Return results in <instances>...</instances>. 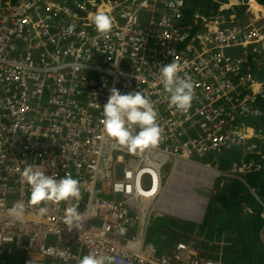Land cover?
<instances>
[{
  "label": "built area",
  "instance_id": "obj_1",
  "mask_svg": "<svg viewBox=\"0 0 264 264\" xmlns=\"http://www.w3.org/2000/svg\"><path fill=\"white\" fill-rule=\"evenodd\" d=\"M102 5L112 18L106 33L88 19ZM188 11L187 0H0V264H80L85 255L112 264H223L222 251L218 259L201 254L204 243L213 247L206 234L160 251L147 232L162 214L203 223L210 197L199 190L221 176L256 194L245 175L264 168L255 144H264V21ZM173 62L193 84L187 111L170 105L160 83V67ZM112 88L141 91L152 104L157 147L131 154L107 136ZM232 150L242 154L228 170L219 157L197 160ZM28 165L79 180L80 199L41 205V216L21 180ZM176 169L190 174L193 201L177 202L169 183ZM98 185L112 198L97 196ZM18 201L22 220L8 212ZM74 205L83 221L70 230L65 211Z\"/></svg>",
  "mask_w": 264,
  "mask_h": 264
},
{
  "label": "clouds",
  "instance_id": "obj_2",
  "mask_svg": "<svg viewBox=\"0 0 264 264\" xmlns=\"http://www.w3.org/2000/svg\"><path fill=\"white\" fill-rule=\"evenodd\" d=\"M233 5L234 3L229 7ZM239 5L249 4L240 1ZM249 10L252 8L249 7ZM88 19L100 33H106L112 28L110 10L106 6L102 5L94 13H90ZM159 71L160 83L170 94L168 97L170 105L177 110L187 111L194 99L193 84L178 75L179 66L175 62L160 67ZM103 117L102 123L107 136L131 154L143 153L155 148L161 141L162 129L156 122L157 113L141 91L122 94L119 89L112 88L108 101L103 106ZM135 126L139 127V131L134 134ZM20 175L22 182L30 189L29 204L40 206L38 212L41 216L48 212L47 207L41 205L80 199V182L70 175L58 178L55 172L47 175L46 171L36 170L31 165L26 166ZM119 188L120 185L117 184L116 189ZM8 212L14 219L22 220L26 212L25 204L18 201ZM82 221L83 217L78 212L77 206L66 209L65 224L70 230L77 228L76 226ZM204 247L208 248L205 243ZM203 252L205 251L202 249L201 254ZM80 264H112V257L85 255L80 260Z\"/></svg>",
  "mask_w": 264,
  "mask_h": 264
},
{
  "label": "trees",
  "instance_id": "obj_3",
  "mask_svg": "<svg viewBox=\"0 0 264 264\" xmlns=\"http://www.w3.org/2000/svg\"><path fill=\"white\" fill-rule=\"evenodd\" d=\"M228 1L229 0H187L189 3L188 14L191 16L195 13L196 7L194 5L199 3L206 7V10H201L205 16L212 14V16L216 17L218 14H222L229 18L234 15L235 19L245 24H248L251 18L264 21V0H251V8L253 10H249V5H239V0H230L229 3ZM221 2L227 4L221 5ZM233 3L234 5L229 7ZM212 6V11H210ZM200 25H197L195 29H200L202 27ZM250 57L251 61L255 60L252 55ZM259 74L263 76L261 72ZM259 104L264 107V98L260 99ZM261 124L264 127V119ZM256 143L259 147V141H255V144ZM225 152L229 155L223 158L224 162L222 167L228 169L231 160L238 159L242 152L237 150ZM256 157L260 158L257 154ZM260 159L259 163L261 162V165L264 166V159ZM245 179L255 190L256 194H254L242 180L232 179L229 185L227 184L219 194L214 195L215 202L218 204L215 210L216 214H214L213 220L210 218L206 220L205 218L202 224L204 227L202 232L196 229V227L186 226L181 223L176 224V226L184 230L186 234H192L196 231L198 234L203 233L206 234V236L207 232L212 234V232L215 233L216 230H218L219 234L217 238L220 239L222 238L221 232H223L224 229H230L232 223L233 226H236L237 230L240 231L238 233H243L242 239L237 238L236 240H241L244 243L243 250L240 252L236 251V253H234L236 255L232 256L233 261L240 262L241 264H264V240L261 238V232L264 233V168L250 171L245 175ZM180 199H182L181 195ZM223 211L224 213H222ZM201 214H203V211ZM222 216H224L225 219L221 221ZM217 220H220V222L214 223V221ZM170 232V235L173 236L175 240L172 241V244L169 246H164L162 250L168 249L171 245L176 244L182 239L177 232L173 230H170ZM208 237L211 238V236ZM205 246L209 247L208 243H205ZM213 256L216 259L219 257L216 253H214ZM224 256L225 253L222 254V260Z\"/></svg>",
  "mask_w": 264,
  "mask_h": 264
},
{
  "label": "rangeland",
  "instance_id": "obj_4",
  "mask_svg": "<svg viewBox=\"0 0 264 264\" xmlns=\"http://www.w3.org/2000/svg\"><path fill=\"white\" fill-rule=\"evenodd\" d=\"M239 1L243 2L244 0H239ZM245 3L249 4V7L251 8V6H252L251 0H249V2L246 1ZM190 5H194V4H190ZM256 141H259V147L258 148H259V155L261 157V155H264V144L260 140H256ZM257 146H258V144H257ZM228 155L229 154L226 152H224L220 155H218L216 153H209L207 156H205L203 158L197 157V160L207 162L209 164H213L214 158L219 157L221 160L225 156H228ZM169 167L170 166H168L166 168L167 173L169 171ZM180 180L187 182L188 179L186 180V178H180ZM228 181H229L228 178H226L225 176H221V177L217 178L215 185H214V188L212 190H210V191L199 190L200 193H204V194L210 196V202L208 204L204 220H205V218H206V220L208 218L213 220V216H214V214H216L215 210L218 207L217 202H215V198H214L215 196L214 195L219 194L223 190V188H225V184H227ZM96 195L100 196V197L109 198V199L112 198V196L107 195V194L102 192L100 185L97 186ZM179 196H180V194H179ZM222 213H224V211ZM263 216H264V213H263ZM224 219H225V217L222 216L221 221ZM217 222H220V220L214 221V223H217ZM179 223L186 225V226L196 227L201 232H202V230H204V227L202 226L203 223H197V222L192 221V220H183V219L178 218V217L176 218L175 216H172L170 214L156 215L152 218L150 227H149L148 232H147L148 240L153 241L159 247V250L161 251L164 246H168V245L172 244V241L175 240V238L170 235V233L167 231V229L171 225L176 226V224H179ZM238 232H240V231H238L236 226H233L232 223H231L230 229H224L223 232H221L222 238H220V239L217 238V235L219 234L218 230H216L215 233L212 232V234L207 232L206 238H208V236H211L210 240H213L212 241L213 247L209 246L210 248L204 249V250L211 252V253H215V252L219 253L221 251L224 252L225 256L223 257V260H222L224 264H241L240 262H234L232 259V256L236 255V254H234V253H236V251L240 252L244 248V243L241 240H239V241L236 240L237 238L242 239L243 233L241 234ZM179 236L181 238H183L182 235H179ZM164 244H166V245H164Z\"/></svg>",
  "mask_w": 264,
  "mask_h": 264
},
{
  "label": "crops",
  "instance_id": "obj_5",
  "mask_svg": "<svg viewBox=\"0 0 264 264\" xmlns=\"http://www.w3.org/2000/svg\"><path fill=\"white\" fill-rule=\"evenodd\" d=\"M222 4H224L225 5V3H222L221 2V5ZM195 7H196V11L195 12H197V13H199V14H203L202 12H201V10H206V7L205 6H202V5H200L199 3L197 4V5H194ZM212 8H213V6L211 7V10L210 11H212ZM253 10V9H252ZM212 16V14L211 15H208V16H206V18H209V17H211ZM199 17L197 16V18H195V20H197V21H199V22H203V20L201 19V18H199ZM237 151H239V150H237ZM223 162H224V159L222 160V164H221V168L222 169H225V168H223L222 167V165H223ZM231 165V164H230ZM230 167V166H229ZM178 175L179 174H177V175H175L174 177H173V179L174 180H176L177 178H179L180 179V177H178ZM188 179V180H187ZM186 180H187V183L188 182H191V178H190V176L189 177H186ZM217 180V179H216ZM231 180L229 179V181H228V183L227 184H229V182H230ZM182 182H184V181H182ZM227 184H225V187L227 186ZM190 185V184H189ZM176 195H172V197H175ZM210 197V196H209ZM182 201V199H180V196L178 195V197H177V202L178 203H180ZM201 201H203V200H201ZM202 211H203V208L202 207H200V204H198L197 205V209H196V212L195 213H193V215L194 216H198V217H201L202 216ZM192 215V216H193ZM187 216V215H186ZM176 217V216H175ZM177 218V217H176ZM181 219H183V218H181ZM184 220V219H183ZM186 220V219H185ZM170 230H173V231H175V232H177L179 235H182L183 236V238L182 239H180V240H187V238H188V236H187V234H186V232H184V230H182L181 228H177V226H175V225H171L168 229H167V231L169 232V233H171L170 232ZM189 235V234H188ZM217 239V238H216ZM163 251V250H162ZM203 255H205L206 257H210V258H214V253H211V252H208V251H205V252H203L202 253ZM216 259V258H215ZM224 264V263H223Z\"/></svg>",
  "mask_w": 264,
  "mask_h": 264
},
{
  "label": "bare ground",
  "instance_id": "obj_6",
  "mask_svg": "<svg viewBox=\"0 0 264 264\" xmlns=\"http://www.w3.org/2000/svg\"><path fill=\"white\" fill-rule=\"evenodd\" d=\"M229 169V168H228ZM228 169H225V170H228ZM177 174H179L178 175V177H180V178H186L185 176H184V172H183V169H180V170H178V169H176L174 172H173V175H172V178L175 176V175H177ZM190 176V174H188V177ZM170 187L172 188V189H174L175 187L176 188H178L179 189V194L181 195V198H182V200L183 199H186V200H188V201H193V199L191 198L192 196H191V194L189 193V191H188V189L186 188V185L187 186H190L189 184L191 183V182H182L179 178H177L176 180H174V182L173 183H171V180H170ZM157 179L155 180V184H154V186L155 187H157ZM171 199L172 200H175V197H171ZM202 200V199H201ZM198 204H200V202L199 201H197L196 202V206L198 205ZM198 217V216H197ZM200 218V217H199ZM185 220V219H184ZM154 228V227H153ZM175 233V232H174ZM176 235V234H175ZM164 239V238H163ZM178 240V239H177ZM176 240V241H177ZM165 241V240H164ZM167 244V243H166ZM166 244H164V245H166ZM160 246V245H159ZM169 246V245H168ZM159 248V247H158ZM161 249V248H160ZM163 249V248H162Z\"/></svg>",
  "mask_w": 264,
  "mask_h": 264
}]
</instances>
